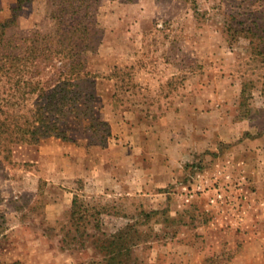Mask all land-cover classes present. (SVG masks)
<instances>
[{
	"label": "rangeland",
	"instance_id": "rangeland-1",
	"mask_svg": "<svg viewBox=\"0 0 264 264\" xmlns=\"http://www.w3.org/2000/svg\"><path fill=\"white\" fill-rule=\"evenodd\" d=\"M72 1L94 124L0 154V264H264V0ZM55 7L0 0V23Z\"/></svg>",
	"mask_w": 264,
	"mask_h": 264
},
{
	"label": "trees",
	"instance_id": "trees-1",
	"mask_svg": "<svg viewBox=\"0 0 264 264\" xmlns=\"http://www.w3.org/2000/svg\"><path fill=\"white\" fill-rule=\"evenodd\" d=\"M52 1L56 7L51 10L49 31L8 34L9 25L0 23V154L4 158L14 146L38 145L48 137L67 139L70 118H88L89 128L94 124L92 107L86 102L93 96L91 73L83 57L91 48L94 15L72 0ZM229 29L233 38L234 30L246 34L244 26ZM256 53L261 56L263 51L258 47ZM77 197L72 200L73 215Z\"/></svg>",
	"mask_w": 264,
	"mask_h": 264
}]
</instances>
